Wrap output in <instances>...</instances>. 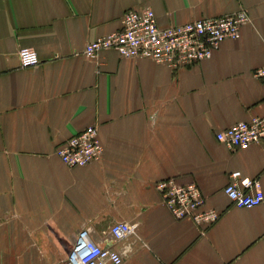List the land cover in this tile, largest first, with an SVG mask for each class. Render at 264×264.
<instances>
[{
    "label": "crops",
    "instance_id": "crops-1",
    "mask_svg": "<svg viewBox=\"0 0 264 264\" xmlns=\"http://www.w3.org/2000/svg\"><path fill=\"white\" fill-rule=\"evenodd\" d=\"M142 8L161 28L242 9L250 22L179 71L112 50L83 56ZM21 48L40 64L20 68ZM261 67L264 0H0V264H55L86 242L122 264H264V202L237 208L223 193L235 171L264 193V145L230 151L215 138L264 117ZM90 126L101 158L65 166L56 150ZM164 179L196 185L217 222L173 218L154 187ZM118 222L134 234L114 240Z\"/></svg>",
    "mask_w": 264,
    "mask_h": 264
},
{
    "label": "built area",
    "instance_id": "built-area-1",
    "mask_svg": "<svg viewBox=\"0 0 264 264\" xmlns=\"http://www.w3.org/2000/svg\"><path fill=\"white\" fill-rule=\"evenodd\" d=\"M245 10L233 14L195 20L186 24L158 26L150 8L128 10L121 19L119 31L88 42L83 56L96 60L103 51L112 50L124 59H148L179 71L209 59L220 44L226 40H238L240 29L249 23ZM22 69L37 67L39 57L33 48H21L17 53ZM253 77L264 81V67L253 71ZM217 142L230 151L247 149L253 144L264 145V117H253L238 122L215 134ZM103 148L98 140L97 129L90 126L71 136L55 154L67 167H84L98 161ZM164 206L176 220L191 219L196 225L209 227L217 222L220 214L215 210H203L205 198L194 184L178 185L172 179L160 180L155 184ZM229 202L237 208L252 209L264 202L259 179L244 177L240 172H231L223 189ZM135 226L127 222L115 223L110 234L121 241L134 234ZM84 237L81 234L80 239ZM75 248L64 260L55 264H122L121 256L108 248L92 242Z\"/></svg>",
    "mask_w": 264,
    "mask_h": 264
}]
</instances>
